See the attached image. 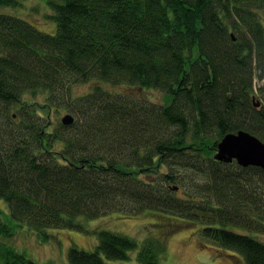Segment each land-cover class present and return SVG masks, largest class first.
<instances>
[{"label":"trees","instance_id":"1","mask_svg":"<svg viewBox=\"0 0 264 264\" xmlns=\"http://www.w3.org/2000/svg\"><path fill=\"white\" fill-rule=\"evenodd\" d=\"M47 3L51 34L0 11L2 264H38L5 243L19 226L46 241L51 228L81 230L79 218L109 212L156 220L164 237L194 224L215 251L264 264V241L251 235L264 234V169L214 158L227 133L264 140V108L252 99L255 78L264 80V0ZM86 82L92 89L74 95ZM146 89L168 103L150 101ZM39 97L75 122L45 117ZM98 234L92 251L70 247V264H109L138 247L127 235ZM152 241L136 264H159L164 249Z\"/></svg>","mask_w":264,"mask_h":264},{"label":"rangeland","instance_id":"2","mask_svg":"<svg viewBox=\"0 0 264 264\" xmlns=\"http://www.w3.org/2000/svg\"><path fill=\"white\" fill-rule=\"evenodd\" d=\"M20 4L21 5H17V7L0 6V11L19 15L31 21L32 24L34 23L41 31L50 34L55 31L56 24H54L55 20L53 19L54 10L47 3V0H22ZM261 16V21L264 24V12L261 13ZM91 85H93L92 82L73 85L72 92L74 95H80L90 91L93 87ZM102 85L107 90L114 89V86H111L109 83H104ZM254 85L255 102L261 103L260 106L264 108V95H262L261 92V90L264 92V80H260L256 77ZM144 94L149 97L150 101L164 105L168 103L166 94L157 89H146ZM37 99L45 117H52L50 120L54 122L57 121L62 123L61 118L68 112L74 114L67 109L62 110L61 113H56L55 109H49L51 107L46 104L44 97H39ZM0 204L2 210L8 213V206H6L7 202L1 199ZM7 217L3 215V219L7 223L12 224V219L9 216ZM79 220L83 227L81 230L75 228H51L48 230L51 237L46 241H42L41 237H38L36 231L34 232L30 227L22 225L19 226L20 228L17 230V234L13 237L5 238V243L14 247L18 252L25 253L29 259L34 260L38 264H70L68 256L69 249L72 245L87 251H92L99 243L98 233L107 230L133 237L138 243L136 250H131L128 253L130 258H105V261L109 264H136V252L144 245V242L151 239L159 242L164 249L160 254L159 264H243V259L233 257V252L231 253V251H215L213 248L217 246L210 242V240L205 241L202 239L198 226L194 224H182L179 229L166 232V236L164 237L160 231L161 227L153 226L156 220L144 216H124L118 212H109L92 220L86 218H79ZM165 225L167 226L168 224ZM165 225L164 227H166ZM236 229L238 232H247V230L243 231L240 228ZM252 234L264 240V234L259 235L255 232H252L251 235ZM1 241H4V239H1ZM202 241L206 242L208 245L205 247L201 246L200 243H202ZM2 260L3 259L0 260V264H2Z\"/></svg>","mask_w":264,"mask_h":264},{"label":"water","instance_id":"3","mask_svg":"<svg viewBox=\"0 0 264 264\" xmlns=\"http://www.w3.org/2000/svg\"><path fill=\"white\" fill-rule=\"evenodd\" d=\"M252 99L256 106L260 105L259 102H255V97ZM61 119L65 126L72 124L75 120L70 112ZM214 158L226 164L235 161L243 167L258 166L264 169V140L246 130L227 133L218 142Z\"/></svg>","mask_w":264,"mask_h":264},{"label":"bare ground","instance_id":"4","mask_svg":"<svg viewBox=\"0 0 264 264\" xmlns=\"http://www.w3.org/2000/svg\"><path fill=\"white\" fill-rule=\"evenodd\" d=\"M14 117H16V114H14ZM74 118H75V115H74ZM74 122H75V120H74ZM74 122H73V123H74ZM259 235H260V234H259ZM257 238H258V237H257ZM259 239H260V240H263V238L261 239L260 237H259ZM263 241H264V240H263ZM231 253H232V252H231ZM235 253H236L238 256H237ZM235 253L233 252V257L243 258L239 253H237V252H235ZM239 255H240V256H239ZM243 264H245L244 259H243Z\"/></svg>","mask_w":264,"mask_h":264},{"label":"crops","instance_id":"5","mask_svg":"<svg viewBox=\"0 0 264 264\" xmlns=\"http://www.w3.org/2000/svg\"><path fill=\"white\" fill-rule=\"evenodd\" d=\"M219 251V250H218ZM221 252V251H220Z\"/></svg>","mask_w":264,"mask_h":264},{"label":"clouds","instance_id":"6","mask_svg":"<svg viewBox=\"0 0 264 264\" xmlns=\"http://www.w3.org/2000/svg\"><path fill=\"white\" fill-rule=\"evenodd\" d=\"M254 102V101H253Z\"/></svg>","mask_w":264,"mask_h":264}]
</instances>
